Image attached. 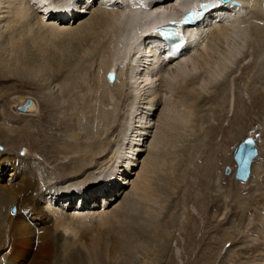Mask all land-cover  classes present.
<instances>
[{"label": "rangeland", "instance_id": "obj_1", "mask_svg": "<svg viewBox=\"0 0 264 264\" xmlns=\"http://www.w3.org/2000/svg\"><path fill=\"white\" fill-rule=\"evenodd\" d=\"M11 1L12 0H8V2L5 1V4L2 0H0V7L2 9V11H0V14L2 16H7L10 14L9 16L10 18H12L11 20L10 18H8L7 21L12 24V20H14L12 15L15 14L13 13L15 12V10H12L11 8H14V5H16L17 3L15 2L16 0H13L12 2ZM22 1L28 3L27 0ZM56 1L57 0H46V2H50V4L54 5L56 4ZM99 1L100 0L96 1L97 4L92 9L101 6V3ZM131 1L134 0L127 1L128 6ZM10 3L12 6L10 5ZM21 6L23 9L24 5L21 4ZM28 7L31 8V6L29 5ZM38 10L40 11V9H37L36 12H39ZM10 11H12V13H10ZM40 12H42V10ZM85 12L87 13L89 12V10ZM41 16L43 17V15ZM88 16V14H85L84 18H87ZM38 17H40V14L39 16H37V19ZM2 20L0 19V28L2 26ZM3 30L4 28L0 29V34L5 37L6 35L2 33ZM10 30L8 32L12 34L13 31L11 32ZM25 30L27 31V28ZM261 35L262 38H256L255 40L252 39L254 40L252 41L254 43H249L247 45L245 43L242 44L243 42L241 36L238 37V41H236L237 38L233 40V42L235 41L237 43L232 42L230 48H233V46H235L234 48L236 49H243L244 53L243 55H240L241 57H239V59L237 58L235 61H231L232 63L231 65L229 64V66L231 67V69H233L229 72V75L225 78H223V76L219 85H215L214 88L209 91L207 90L208 88L204 87L200 77L199 79L194 77L191 79H187L184 87L185 91L183 90L182 92V88H179L180 90L178 89V87L184 85V83L180 79H175L168 75L164 78L166 80H169V84L171 83L170 85L160 82V79L163 76L164 72L158 70H155V73H153L152 75H150L149 72H146L145 74H148V78L150 79L153 78V75L155 74H158V76L155 77L154 80H150V82L142 84L140 86V77L142 76L144 66L141 68V70L136 69V66L134 67L136 63L138 64V61H136V58L135 60H133L132 55H130L131 57L129 56V54L132 52L133 45L125 48L122 55L119 54L116 56L115 54H118V51L121 49V47H118V51L114 54V58L118 57L116 59L118 60V62H122L120 63L121 65H123L122 68L125 67L124 64L126 65L127 63H131L134 61V70L132 71V74L136 75V79L123 89H109L107 94L103 92L102 89L104 88L99 89V91L95 89L97 85H100V82H98L100 70L97 72L96 68L99 66L101 54L108 51V47L105 46H108L110 38H108V42H101L100 44L95 45L99 46L96 47V49L95 46L92 47L91 43H88L86 47L83 42L74 44L66 43L64 45L65 48H63V50H66V52L65 54H62V56L58 54V50L61 48V46L59 47V49L48 48L41 39V41H39V46L45 50V59L42 56H38L37 53H35V58L37 57L36 65L41 64L46 68H43L41 65L40 68L47 70V72L45 73L46 77L43 75V81L41 80V84L43 85H41L42 89L44 88L43 90H40L33 86V83L28 84L27 82L29 81H27L26 78V80L24 78H21V80L20 78L13 77L16 76L15 73L17 72H10L13 66H11L12 64H7L6 62L9 60V58L11 59L18 56V54L15 52H18L19 50H17L16 48L13 49V47H11L10 45L3 43L0 38V52L2 51L0 55L2 56V59H4V62L0 63V89H2L0 90V93L7 92V94L0 99L1 104L5 103V105L0 104V115H2L1 107L3 106V108H6V112L14 116L16 111L12 106H14L16 103L12 104V102H14V100L17 101L18 99H29L30 105L35 103V109L37 103H39V105L42 104L45 107L43 102H38V96L43 92L46 93V90L49 89L47 90V93L50 94L51 98L49 99L52 101L48 102L51 105L50 110H48L47 112H42L41 108L38 105L39 109L37 107L36 111L38 110L39 115L45 117L46 119L47 117L55 119V122H57V128L51 127V124H45L41 139L42 137L44 138L47 136H51L62 140L65 135L69 137L70 141L72 142L74 141L73 139H75V143H72V145L75 148L77 146L78 148H81V146H83V158L86 160L85 165L88 164V166H86V171L83 169L82 173H86L82 174L80 180L78 178L79 176H77V174L75 173L76 169H72L68 165L65 166L66 163L63 164L61 162L63 161L61 159V154L57 155L56 158L55 156L45 158L41 156L43 151H38L36 154V150L31 149L32 152L35 153V157L32 155L33 153L30 152L29 148L31 146L27 142L20 144L17 147L6 148L2 144V141L0 139V147L2 149L0 150V157L7 156L8 154H18L20 149L26 148L25 150L27 153L24 157H22L25 158V167L29 168L28 161H31L34 165H36V167L40 165V168L38 167L39 172L36 173L37 176H43L44 174H48L51 176L46 183L42 181L40 185H35L33 179L34 174H31V176L29 175L27 179V181H29V185L25 191H21L19 189L18 192L10 193L9 195H7L10 199V203L7 205L0 202V252L2 253H0V261H5L7 258L14 264H66L62 261L63 258H68L71 253L75 252L79 255L78 257L81 258L80 264H91L90 258L92 251L94 250V252L96 253L93 255L94 258L100 260L96 264H101L102 261V264H120V262L121 264H264V262L262 261H258L255 263L254 261H249L250 259H248L249 256L253 255L254 251L256 250H260L262 251L261 254H264V36L263 34ZM49 36L53 37L51 35ZM257 40H261V44L260 41L257 42ZM235 44H238L240 47L238 46L237 48V45ZM243 45L244 48L242 47ZM31 46L32 50H34L33 44H31ZM87 48L92 52L91 54H88L89 58L87 61H85L88 57V55H86V52L83 58H80V54L83 49ZM100 49L105 51L103 52ZM227 49L229 50V48ZM46 50L48 51L46 52ZM97 51H100V53H97ZM227 52L228 51H226V53ZM218 55L219 54H216L214 58ZM59 60L62 62L61 64H58L60 62ZM31 62L29 61V63ZM42 63L47 64L43 65ZM238 63L239 66L237 67L236 64ZM36 65H33L30 68H33ZM199 65H197L199 68L196 67L197 69H195V71L198 70V72H201V68L203 66L201 64ZM63 68L65 71L62 70ZM162 69L167 68L163 67ZM7 72H9L8 75ZM192 72L194 73V70ZM8 76H10L11 78H8ZM23 81H27V84H22ZM174 83H176V85ZM57 84H59L62 92L57 91ZM143 85H146V87L143 88ZM174 85L176 87H174ZM166 86L169 87L166 88ZM7 87L12 88L11 90H9ZM134 87L137 91V96H135L137 98H135L136 100L133 96ZM197 88H199V90H197ZM95 90L97 92H95ZM187 92L190 93V95H188ZM85 93L87 95H85ZM91 93L93 95H91ZM99 93L100 95H98ZM191 93H194L193 97L196 99L194 100V102L192 98V101L189 99V96L192 95ZM101 95H103V98L101 97ZM257 96L258 98H256ZM98 97L102 98V100L99 99V101L101 102L98 101ZM53 103L58 106L63 105L64 108H56ZM103 104L106 106H103ZM131 104H136L135 108L140 107L139 109L143 110L142 116L144 117V119L139 117V115L136 113L138 108L133 110L131 108ZM6 105L7 107H5ZM89 105L90 107H95V117L98 116L97 113L100 114L101 112H104L102 121L101 119L98 120L97 117L93 121L92 109H89ZM97 106L100 107L97 108ZM71 107L74 115L70 118L69 110H71ZM188 107L190 108V110L188 109ZM85 109L91 111L88 114L89 116L84 118V116H82L81 114ZM163 109H166L164 113L161 112L163 111ZM175 109L179 110L176 111ZM189 111L191 115H188ZM179 113L181 115H183L184 113L183 117H185L187 121L183 117H178L177 119L176 115L178 114V116H180ZM74 117L75 120L81 125L78 130L76 129V131L81 133L78 136L75 132V127L77 124L73 119ZM181 118H183V120ZM27 120H31V124H37L39 128L42 125V122H38L39 118L37 117L27 116L26 122ZM0 122H2L1 118ZM92 122L93 124H91ZM16 124L17 122H15L13 126H15ZM139 125H141V128H138ZM171 125L172 127L173 125H175L176 130H171L172 127H170V129L169 127L167 128V126ZM124 129H126L125 134L132 130L135 133L134 136L138 134H136V132H143L142 134L144 135L143 138H141L142 141H145H143V143H140V145L139 142L137 143L134 155L135 157L133 159L134 164L128 172V176L125 175L123 177H120V184H122L121 186L123 187V189L115 198L112 199V201H110V203L106 205V211L112 210L118 204L117 202H119L123 198V194H125L124 192L130 190L131 183L137 180L135 177L136 173L140 170L142 161L145 160L146 155H148L147 150L151 142L156 138L155 141L157 142L155 144L158 147L156 148L159 149L160 145L159 153H157V150H154L151 155L152 158L154 155L156 156H154V159L152 160L155 169L152 170L148 183L152 187L149 191V197H144L141 200L137 198L136 201H134L136 202L134 204L128 203L132 205L131 208H129L132 211H135V213L132 212L134 214L131 213L128 215V217L126 218L127 220L125 221V224H127L124 225H130L131 220L129 219V217L131 215H134V217L137 218L135 221L137 224H135L134 222L135 218H133L132 221L134 222L135 226L132 224L131 227L129 226L124 228V225L122 227L119 226V224L114 225V220L110 217H106L108 216V213L106 215L90 214L82 217L78 216V219L76 217L78 222H75L76 220L74 215L71 214L69 216L68 214H64L65 217L62 220L61 218L63 216H61L62 213H60L59 211V213H57V216L60 217L59 220L61 221L59 222L58 220V222H56L54 218H50L49 222L51 223L49 224L50 226L48 225L49 227H47L46 230V232L50 231L55 239L58 238V247H54L51 245L49 248L42 249L41 251L37 249L39 248L37 247V244L34 246L33 243V247H31L25 244L24 241L19 240V237L17 235L14 236V234H12L21 226L20 218L24 220V217L26 215V222H29L31 210L39 211V207H42L44 209L46 208V205H43L44 203H42L41 201H45L44 193L49 192L51 194L52 188L58 190V192L63 194L68 190L67 188H73L74 185L77 186V189H75V193H77L79 192V189H81L78 185L85 186L87 182L93 181L95 179L99 180L97 181L98 183L94 182V185H101V183H103L101 182L102 179L108 177L109 173L105 172L110 170V167L108 165L113 159L112 157L114 155V148H116V150L118 151L117 154L120 153L119 162H124L125 160L124 166L122 165L123 167L121 170L126 169L127 166L125 164H128L127 162L129 161H127V154L124 152L125 149L123 148V137L125 136V134H123ZM165 132H168L169 134ZM160 134L161 136L164 135L165 138L167 137L166 139L170 143H168L167 141L165 143L164 137L162 136L164 139L162 140ZM166 134L167 136H165ZM249 134H256V137H258L257 139L259 142V154L257 159L254 160L258 169L255 170L253 179L250 183L248 181L246 183L233 184V174L226 176L224 170L227 167H232L233 170L235 169L231 152L233 151L237 143H239L245 137L249 136ZM157 137H159V139ZM160 139L164 141L162 142V146L160 144L161 142H158V140ZM87 140H89V143H87ZM37 141L41 142L39 137ZM163 143L166 144V147H163ZM91 146L92 148L94 147L93 150ZM5 148L8 149L7 152H5ZM88 149L90 151H88ZM86 150L88 153H94H90L89 155H87L88 153L86 152ZM133 150L134 147L131 150V154H133ZM85 152L87 154H85ZM123 153L124 157L126 158H123ZM102 167L108 168L105 172H102L104 173L103 178L102 173L101 175L99 173V170L103 171L104 168L102 169ZM26 168H24L22 172L28 174L29 171ZM65 170L66 172H64ZM116 170L118 169L113 168V171ZM87 171H90V174H88ZM8 173L9 172H6V174L3 176L2 184L13 185L16 182L11 181V178H13V176L11 175L12 177L9 178V176H7ZM83 178H86L87 180L84 182L82 181ZM110 178L113 179V176L108 177L107 181H109ZM5 179L9 180L10 182L6 183ZM38 195H40L41 198H38ZM152 195L153 197H155V199L157 198V202H155L156 200L154 198H150L152 197ZM261 196L263 199L261 198ZM256 197L260 199H257ZM37 200L40 201L39 204H36ZM47 204L51 205V201L49 200ZM157 204L158 206H156ZM162 206L164 207V209ZM153 213L157 215L155 216V219L158 221L155 226H159L161 223L165 224L166 226L168 225L166 231L163 233L164 236L161 233L160 235H158L159 237H157V235L155 234H153L154 236L152 235V237L150 236V233H148L149 235L147 237V234L143 233V229L145 227L147 228V225L149 224V221H145L151 216H154ZM239 214L243 215V220L240 219V216H238ZM18 215L20 216L18 217ZM210 216L215 217L211 218ZM105 218L108 221H106ZM138 219L146 220H141V222ZM84 222L86 224H84ZM99 222L102 227L98 224ZM83 224L84 226H86V228L89 229L85 231L81 230ZM139 224H142V226L138 228L137 226H139ZM114 226L115 228H113ZM98 228L101 229L97 231ZM140 228L141 230H143V232L140 231ZM159 228H161V226H159ZM100 231L105 232L102 234ZM120 231L123 232V234L119 236ZM8 234L12 235L8 237ZM126 236H128L126 239H128L127 241H129L130 243L129 247H127L124 252L119 253L118 255H109L108 247L114 245L112 244V242L118 241L117 244L119 245L121 239L124 240ZM163 238H165V240H163ZM151 239H153V241ZM64 245H66L67 247ZM64 247L68 250H65ZM95 247H98V249ZM30 248H32L33 250H31ZM61 248H63L64 254ZM90 248H92V250ZM35 249H37L38 251ZM16 253H19L21 255H18L16 257ZM58 254L61 255V258H59ZM146 254L148 256L150 254H155V256L153 257V255H150L149 257L151 258H149ZM255 254L257 253L255 252ZM20 256H22V259H20ZM122 258L127 260L124 261L122 260ZM117 259H119L118 263ZM148 259L151 260L150 263L147 262L149 261ZM154 259H156L157 261ZM261 259H264V256H262ZM92 264H95V261L92 262Z\"/></svg>", "mask_w": 264, "mask_h": 264}, {"label": "bare ground", "instance_id": "obj_2", "mask_svg": "<svg viewBox=\"0 0 264 264\" xmlns=\"http://www.w3.org/2000/svg\"><path fill=\"white\" fill-rule=\"evenodd\" d=\"M2 1L5 4H6V2H8V0H2ZM27 1H28V3L23 2L22 0H16L15 1L17 4L14 5V8L13 7L11 8L12 10H15V12H13L15 14L12 15L14 18V20H12L13 22L11 21L12 24L7 21L8 18H10V16H9L10 14L7 16L4 14H3L4 16H2L0 14V19L1 20L3 19L2 24H1L2 25L1 28H4L2 33H4L6 35V36L4 35L5 37H3L0 34V38H1V41L3 43L10 45L11 47H13V49L16 48L17 50H19L18 52H15L18 54V56L13 57L11 59L9 58V60L6 62L7 64H12L11 66H13L12 69L10 70V72L11 71L17 72V73H15L16 76H13V77L14 78H20V79L26 78L27 81H29V82L23 81L22 84H27V83L32 84L33 83L32 85L35 86L36 88L40 89V90L42 89V86H43L41 84V82L43 81L42 76L43 75L45 76V73L47 72V70L40 68L41 64L36 65L37 64V62H36L37 57L35 58V53H37L38 56H42L43 58H44V54H45V50L39 46V41H41V39L43 40L45 45H47L48 48L59 49V47L61 46V48L58 50V54L60 56H62V54H65V52H66V50L65 51L63 50V48H65L64 45L66 43H68V44L73 43L74 44V43H78V42H83L85 44V47L88 45V43H91L92 47H93L97 44H100L101 42H108L107 40H108V38H110L108 46H105V47H108V51H106V53L101 54L99 66L96 68L97 72L100 70L99 71L100 76H99V81H98V82H100L99 83L100 85H97L95 89L99 91V89L104 88L102 90H103V92H105L107 94L109 89L110 90L115 89V88L116 89L117 88L123 89L126 86H128L132 81H134L136 79V75L132 74V71L134 70L133 69V64H134L133 62L134 61L131 63H127L126 65L124 64L125 67L122 68L123 65L120 64L122 62H120V61L118 62V60L116 59L118 57L114 58L115 57L114 54L118 51V47L119 48L121 47V49L118 51V54H115L116 56L119 54L122 55L123 50L125 48L130 47V45H133L132 52L129 54V56L132 55V59L135 60V58H136V61H138V63H139V65H137V63L135 61L136 64L134 65V67L136 66L135 68L139 69V68H142L144 66V70H143L142 76H141L142 78L140 77V79H141L140 83H139L140 86L142 84H146V83L150 82V80H154L155 77L158 76V74H155V75H153V78L150 79V78H148V74H145L146 72H151V70L155 71V68H153V66L148 61L146 64L143 63L146 60L145 58H147L149 61L152 58L151 61H157V64H159L157 66V68H158L157 70L164 72L163 76L160 79V82H163L165 84L170 85L171 83L169 84V80L168 79L166 80L164 77H167L168 75H170L171 77H173L175 79L178 78L184 83V85H181L180 87H178V89L182 88V92H183L184 87H185V83L187 82V79H191L194 77L199 79V77H200V79L203 82L204 87L208 88L207 90L209 91V90L213 89L215 85H217V84L219 85V83L221 82V78L223 76H224L223 78H225L226 76L229 75V72L233 69V68L231 69V67L229 66V64L231 65V63H232L231 61H235L237 58L239 59V57H241L240 55H243V53H244L243 49L238 48L239 43L235 44V45H237L238 49L234 48L235 46H233V48H230L231 47L230 45L232 44L233 40H235L237 38L236 41H238V37L241 36L242 42H243V43L242 42L241 43L242 44L245 43L247 45L249 43H254L252 41H254L256 38H262L261 34H263V36H264V0H233V1H237L238 5H232L231 3L230 4L219 3L218 11H216V9H215V10H212L209 13H207V15L203 16L205 24L207 23V26L197 28L196 26H202L204 24H196V25L192 24L191 26H188L185 28L187 40L183 43L182 48L179 52V55L177 56L176 59L167 62L166 66H163V67H166L167 69H162L163 68L162 63L164 62L165 58L163 57V54H161V49L164 47V45L158 39V30L156 28L160 25H163V22L173 20L177 15L180 14L181 10H183L185 8V6L195 5L196 3L203 1V0H140V1L134 0V1H131L129 3L130 8L127 5L128 0H122L121 3L120 2H113L114 0H100L99 2L101 3V6H99L98 8H95V9H92V8H94L95 5L97 4L96 3L97 0H91L92 2L90 0H57L55 5L50 4V2H46V0H27ZM208 1H210V0H208ZM32 2H33V4H32ZM21 4L24 5L23 9H22ZM10 5H11V3H10ZM28 5L31 6V8L28 7ZM0 9H1V7H0ZM37 9H40V11L42 10V12H40L39 10H38L39 12H36ZM88 10H89V12L86 13L85 11H88ZM0 11H2V9ZM4 12H5V10H4ZM10 13H12V11H10ZM84 13L88 14L89 16L87 18H84V16H85ZM39 14H40V17H38V19H37V16H39ZM82 14H84V15H82ZM41 15H43V17ZM215 15H216V18L221 17V18H219V21H216L215 19H213V17H215ZM103 16H105V17H103ZM11 18H10V20H11ZM68 25H70V26H68ZM9 26H10L11 30L9 29ZM26 28H27V31L25 30ZM36 29H38V30H36ZM9 30L11 32L13 31V33L11 34L10 32H8ZM49 35H51L53 37H50ZM113 39H114V41H113ZM239 39H241V38H239ZM252 39H254V40H252ZM259 41L261 44V40H257V42H259ZM235 43H237V42H235ZM31 44H33L34 50H32ZM189 44L192 46L191 47L192 49L187 51L186 49H187V46ZM106 45H107V43H106ZM263 45H264V43H263ZM263 45H262V47H263ZM72 46H74V45H72ZM101 46H103V45H101ZM96 47H99V46H95V49H96ZM242 47L244 48V45ZM75 48H76V46H75ZM227 48H229V50ZM5 49H7V48H5ZM13 49H12V51H13ZM102 49H103V47H102ZM239 49H240V51H239ZM73 50H74V48H73ZM47 51L48 50H46V52ZM101 51H103V50H101ZM226 51H228V52L226 53ZM85 52H86V55H88L89 53L91 54L92 51H90V49H88V48L83 49L81 54H80V58L84 57ZM98 52L100 53V51H97V53ZM0 53H2V51ZM213 54H215V55L219 54V55L214 58L215 55H213ZM212 55H213V57H212ZM6 56H7V54H6ZM88 58H89V55L85 61H87ZM29 61L30 62L32 61V62L29 63ZM3 62H4V59H2V56L0 55V63H3ZM241 62H242V60H241ZM61 63L62 62L60 61L58 64H61ZM44 64L46 65L47 63H44ZM199 64H201L203 66L201 68V70H202L201 72H198V70L195 71V69H197L196 67H198L197 65H199ZM33 65H36V66L33 68H30ZM85 65H86V63H85ZM236 65L238 67L239 63ZM42 67L46 68L44 66H42ZM49 67H51V66H49ZM199 67H200V65H199ZM191 68L194 70V73L192 72L193 70ZM49 69H51V68H49ZM58 69H60V68H58ZM111 69H113L115 72V81L113 83H108L106 77H107V73L109 71H112ZM62 70H64V68ZM139 70H141V69H139ZM73 72H75V71H73ZM195 72L196 73L198 72V73L196 74ZM232 72H234V71H232ZM8 73L9 72H7V75H8ZM41 73H44V74H41ZM234 75H236V74H234ZM57 76H55V77H57ZM8 78H11V77L8 76ZM52 79H53V77H52ZM178 79H177V82H178ZM19 83H21V82H19ZM174 84L176 85V83H174ZM178 84H181V83H178ZM57 85H58L57 91L62 92L61 88L59 87V84H57ZM175 85H174V87H176ZM142 87L145 88L146 85H143ZM167 87H169V86H166V88ZM11 88H8V89L11 90ZM122 89H120V90H122ZM0 90H2V89H0ZM47 90H49V89H47ZM47 90H46V93L43 92L38 96V102H40V103L43 102V104L46 107L45 108L42 104L39 105V103H37L36 109L39 105L42 112H44V111L47 112L48 110H50L51 105L48 102H52L49 99V98H51V96H50V94L47 93ZM96 90H95V92H97ZM197 90H199V88H197ZM171 91H172V89H171ZM134 92H135V94H134ZM193 92H196V91H193ZM59 93H58V96H59ZM140 93H142V92H140ZM229 93H230V91H229ZM6 94H7V92L6 93H0V99L3 98V96H5ZM187 94L190 95V93H188V92H187ZM191 94L192 95L189 96V99L191 100V98H192V100L194 102V100H196L193 97L194 93H191ZM217 94H216V96H217ZM80 95H81V93H80ZM85 95H87V94L85 93ZM91 95H93V94L91 93ZM98 95H100V93ZM260 95H262V94H260ZM133 96H134V99L136 98L135 96H137V91H136L135 87L133 90ZM101 97L103 98V95H101ZM101 97L97 98L98 101H99V99L102 100ZM26 98H28V97H26ZM140 98H143V97H140ZM256 98H258V96ZM86 99H88V98H86ZM147 99H149V98H147ZM24 100L25 99H18L17 101L14 100V102H12V104L16 103L14 106H12L13 109H15V111H16L14 116L9 114L8 112H6L7 111V110H5L6 108H3V106L1 107L2 115H0L1 116L0 118L2 119V122H0V136H1L0 139L2 141V144L6 148H10V147H17L20 144L27 142L32 147V148L31 147L29 148L30 152H32L31 149L36 150V152H35L36 154L38 151H40V152L43 151L41 156H43L45 158L46 157H53V156H55V158H56L57 155L61 154L62 155L61 159L63 160L61 162L63 164L66 163L65 166L68 165L70 168L76 169L75 173L77 174V176H79L78 178L81 180L80 177L82 176V174L86 173V172L82 173L83 169L86 171V168H87L86 166H88V164L85 165L86 160L83 158L84 148H82L83 147V146H81L82 144L80 145L81 148H78V146L75 148L72 145V143L73 144L75 143V139H73L74 141L72 142V141H70V138L67 137L66 135L64 136V138L62 140H59L58 138H54L51 136H47L44 138L42 137V139H41L43 129H44V125L45 124H51L52 125L51 127L57 128V126H56L57 122H55V119H52L50 117H47V119H46L45 117H42L41 115H39L38 110L36 111V109L34 108L35 103L29 105L25 109L24 112H19L16 108L19 105H21V103ZM165 100H166V98H165ZM263 101H264V99H263ZM99 102H101V101H99ZM105 102H104V104H105ZM3 104L5 105V103H3ZM3 104H1V105H3ZM104 104H103V106H106ZM11 105H10V107H11ZM54 105L56 106V108H62L63 107V105H59V106L56 104H54ZM90 105H89V107H90ZM131 105H132L131 108L133 110L138 108L136 113L139 115V117L144 119V117L142 116L143 110H140L139 109L140 107L135 108L136 104H131ZM5 107H7V105ZM39 107H38V109H39ZM42 107H43V109H42ZM93 107L89 108V109H92L93 121L96 117L98 120L101 119V121H102L103 120L102 117L104 115V112H101L100 114L97 113L98 116L95 117L94 113H96V111L94 110L95 107L94 108ZM98 107H100V106H97V108ZM51 109H53V108H51ZM86 109L81 114L82 116H84V118L88 117L89 116L88 114L91 111V110L88 111ZM142 109H144V108H142ZM147 109H148V107H147ZM188 109L190 110L189 107H188ZM178 110H176V111H178ZM69 111H70L69 114H70V118H71L74 115V113L72 111V107H71V110H69ZM165 111H166V109H163V111H161V112L164 113ZM18 113H20V114H18ZM21 113H24V114H21ZM28 114H33V115H28ZM189 114H190V111H189L188 115ZM183 115H184V113H183ZM183 115L180 114V116H178V114H177L176 118L178 119V117H183ZM188 115H187V119H188ZM27 116H33V117L39 118L38 122L39 121L42 122V125L40 124L41 127L39 128L38 125L35 123L31 124V120H29V121L27 120V122H28L27 123L26 122ZM183 118L185 119V117H183ZM183 118H181V119L183 120ZM73 119L75 120V117ZM182 120H181V123H182ZM15 122H17V124L15 126H13V124H15ZM75 122L77 124L75 127V132L77 133V136H78L81 133L76 131V129L78 130L81 125L76 120H75ZM91 124H93V122ZM139 126H138V128H141V125H139ZM168 127L170 129V127H172V125L167 126V128ZM173 127L171 128V130L172 129L176 130L175 125H173ZM134 128H135V125H134ZM131 129H132V127H131ZM131 131H129L126 134H125L126 129H124V131H123V134H125V136L123 137V139H124L123 140V142H124L123 148L125 149L124 152L127 154V155L125 154L127 156V161H129V162H127L128 164H125L127 166L126 169L121 170L122 167L124 166L125 160H124V162H122V161L119 162L120 153L117 154L118 151L116 150V148H114V155L112 157L113 159H112V161L110 160L111 163L108 165L110 167L109 168L110 170L106 171L108 169L107 168L108 166L105 168L102 167V169L104 168L103 171L99 170L100 175L102 172L106 171L105 173H109L108 177L113 176V179L110 178L109 181H107L108 177L103 178L104 173H102L103 179L101 182H103V183H101V185L95 184L96 185L95 186L94 182H97L99 180V179H95L93 181L87 182V184L85 186L78 185L81 189H79V192H77V193H75V189H77L76 185H74L73 188H67L68 190L63 194L58 192V190L52 188L51 189L52 192L50 191L51 194L49 192H48L49 194L44 193L45 201H41L42 203H44L43 205H46V208L44 209L42 207H39V211L31 210V213H30L31 216H29L30 217L29 222H26L27 221L26 215L24 217V220L22 218H20L21 219L20 220L21 226L19 227V229L14 231L12 234H14V236L17 235L19 237V240L24 241L25 244H27L31 247H33V243H34V246L37 244V247H39L37 249H39L41 251H42V249L49 248L51 245L54 247H58L59 246V243L57 241L58 238L55 239V237L52 236L51 232L49 230H48L49 232H46V230H47V227L50 226L49 225L51 223V222H49L50 218H54V220H56V222H58L60 217L57 216V213H59V211H60V213H62V215H61V216H63L61 218L62 220L65 217L64 214H68L69 216L72 214L75 217L76 221L73 219L75 222H78L77 221L78 216L82 217V216L90 215V214L106 215L108 213V216H106V217H110L111 219H113L114 225L119 224V226L122 227L125 224V221L127 220L126 218L128 217V215L131 214L132 212L135 213V211H132L130 209L132 206L130 204L136 203L134 201H136L137 198L139 200H141L144 197H149V191L151 190L152 187L148 183H149V179H150V174L152 173V170L155 169V166L152 163L153 162L152 160L154 159V156H156V155H154L152 158L151 155H152L154 150H157V153H159V150H160V145H159V149H157L158 147L155 144L157 141H155L156 140V138H155V140H153L151 142L150 146L148 147V150H147L148 155H146L145 160L142 161V163H141L142 165H141L140 170L136 173L135 177L137 180H135L131 183L130 190H128L127 192H124L125 194H123V198L119 202H117L118 204L112 210L106 211L105 210L106 205L108 203H110V201H112V199L115 198L118 195V193L123 189V187L121 186L122 184H120V177H123L125 175L128 176V172L130 171L131 167L134 164L133 159L135 157L134 155H135L137 143L139 142V145H140V143H143V141H145V140L142 141V138L144 135V134H142L143 132H140V133L136 132V134L137 133L138 134L134 136L135 133L133 131L132 132ZM165 133H168V132H165ZM161 134H162V131H161ZM161 134H160V136H161ZM162 136L164 137V135H162ZM162 136H161V139L162 140L165 139L164 141L166 143L167 137L166 138L164 137V139H163ZM165 136H167V134ZM249 136L254 137V134H250ZM38 137H39L41 142L37 141ZM159 137H157V138L159 139ZM176 137H178V136H176ZM161 139L158 140V142L160 141L161 143L160 142L159 143L162 146V142H164V141H162ZM172 139H169V140H172ZM87 141H88L87 143H89V140H87ZM90 141H93V140H90ZM82 142H84V141H82ZM123 142H122V144H123ZM167 142L170 143L169 141H167ZM119 143H120V141H119ZM239 143H237V145ZM256 143H257V157H258V154H259L258 139L256 140ZM91 144H92V142H91ZM165 145L166 144H164L163 147H166ZM88 146H89V144H88ZM133 147H134L133 154H131V150L133 149ZM91 148H92V146H91ZM93 148H92V150H93ZM22 149H23L24 153H23V155H19L21 157H19L17 153H15V155H9L7 153L8 154L7 156L0 157V202L2 204L7 205L10 203V199L7 196L10 193L18 192L19 189L21 191H25L28 188L29 181H27V179H28L29 175L31 176V174H34L33 179H34L35 185H38V184L40 185L42 181H44V183H46L51 177L48 174H44L43 176H37L36 173L39 172L38 170L40 168V165L38 166L39 167L38 168L31 161H28L29 162L28 163L29 168H26L25 167L26 162L24 160L25 158H22V157H24L27 152L25 150L26 148L25 149L22 148ZM0 150H2L1 147H0ZM7 150L8 149H6L5 152H7ZM88 151H90V150L88 149ZM233 151H234V149H233ZM233 151L231 152L232 160H233ZM86 152H87V150H86ZM86 152H85V154L88 153V152L87 153ZM99 152H102V151H99ZM104 152H106V151H104ZM35 153H33L32 155L36 157ZM79 153H81V154H79ZM90 153H94V152H89L87 155H89ZM38 154H40V153H38ZM80 157H81V159H80ZM257 157L255 159H257ZM123 158H126V157H124V153H123ZM97 161H98V159H97ZM233 162H234V160H233ZM47 163H48V161H47ZM92 165H90V166H92ZM234 165H235V162H234ZM256 167H257L256 162L253 161L251 164L250 177L248 179L249 183L253 179V175H254L255 170L258 169V167L257 168ZM24 168H26L29 171L28 174L22 172V170ZM113 168L118 169V170L113 171ZM230 168H229L230 172H231L230 175L233 174L232 175V180L234 182L233 184L244 183V182L234 180V173L236 170V165L234 166V168H235L234 170L232 169V167H230ZM66 170H67V168H66ZM66 170L64 172H66ZM6 172H9L7 175V176H9V178L13 176V178H11V181L16 182V183H14L13 185L2 184L3 176L6 174ZM89 172H88V174H90ZM226 176H229V175H226ZM6 179H5L6 183H9L10 181L6 180ZM86 180H87L86 178H83L82 181L85 182ZM206 181H207V179H206ZM210 181H211V177H210ZM39 197L41 198L40 195H38V198ZM150 198L155 199V197H153V195ZM261 198H262V196H261ZM257 199H260V198H257ZM46 200H48V201L50 200L51 205L47 204L48 201H46ZM155 200L154 201L157 202V198ZM149 202H151V201H149ZM39 203H40V201L37 200L36 204H39ZM128 203H130V204H128ZM75 205H78L79 207H75ZM156 206H158V204ZM151 207H153V206H151ZM54 208L59 209V210H56ZM163 209H164V207H163ZM157 212H158V210H157ZM134 213H132V214H134ZM148 214H147V216H148ZM19 216L20 215H18V217ZM91 216H93V215H91ZM155 216H157V215L154 214V216H151L147 220L146 219H140V220L138 219L139 221H141V220L142 221L146 220L145 222L149 221L147 228L142 227V228H144L143 229L144 232L140 228V231H142L144 234H147V237L149 235L148 233H150V236L155 234V235H157V237H159L158 235H160L161 233L163 234L166 231V228L168 226V225L166 226L163 223H161L159 225V226H161V228H159V226H155V224H157V222H158L155 219ZM238 216H240V219L243 220L242 214H239ZM76 217H77V219H76ZM210 217L214 218L215 216H210ZM133 218H135L134 215H131L129 217V219L131 220L130 225L125 226L127 224L126 223L123 227L124 228L129 227V226L131 227L132 224L135 226V224H137L135 222L137 218L134 219L135 224H134V222H132ZM241 220H239V221H241ZM60 221L61 220H59V222ZM106 221H108V220L106 219ZM100 222L98 223L99 225H100ZM84 224H86V223L84 222ZM84 224H83L81 230H84V231L88 230L89 228H86V226H84ZM57 226H58V224H57ZM57 226H55V227H57ZM87 226H90V225H87ZM141 226H142V224L141 225L139 224V226H137V227L139 228ZM50 228H52V227H50ZM113 228H115V226ZM99 229H101V228H98L97 231ZM104 232L102 231L101 233L103 234ZM12 234H8V237ZM97 234H98V232H97ZM113 234H115V233H113ZM121 234H123V232L120 231L119 236ZM99 235H100V233H99ZM111 236H112V234H111ZM135 236H137V235H135ZM163 236H164V234H163ZM56 237H58V236H56ZM127 237L128 236H126L124 240L121 239V241L119 242V245L117 244L118 241L112 242V244H114V245H112L111 247L110 246L108 247L109 255L114 256V255H118L119 253L124 252V250L127 247H129V245H130L129 241H127L128 239H126ZM86 240H87V238H86ZM151 240L153 241V239H151ZM163 240H165V238H163ZM21 244H23V243H21ZM64 246H66V245H64ZM165 247H166V245H165ZM95 248L98 249V247H95ZM111 248H113V249H111ZM30 249L33 250L32 248H30ZM37 249H35V250H37ZM61 249L63 251V248H61ZM64 249H65V247H64ZM90 249L92 250V248H90ZM65 250H68V249H65ZM162 251H163V249H162ZM258 251L257 250L254 251L253 255L250 254L251 256H249V258H248V259H250L249 261H254L255 263L258 261L264 262V259H261L262 256H264V254H261L262 251H260V250H258ZM52 252H53V250H52ZM66 252H68V251H66ZM86 252H87V249H86ZM255 252L257 254H255ZM19 253H16V257L18 255H21ZM152 253H153V251H152ZM63 254H64V251H63ZM94 254H96V253L93 250L92 254H91V258H90L91 264L94 261H95V264L100 261V260H97L96 258H94V256H93ZM147 254H149V253H147ZM58 255H59V258H61V255L60 254H58ZM150 255H153V257L155 256V254H150ZM9 256H11V255H9ZM78 256H79L78 254L73 252L70 254V256L68 258H63L62 261L65 262L66 264H80L81 258ZM149 256L147 255V257H149ZM12 257H14V256H12ZM45 257H46V255H45ZM125 258H126V256H125ZM149 258H151V257H149ZM20 259H22V256H20ZM115 259H116V257H115ZM122 260L126 261L127 259L125 260L124 258H122ZM154 260H156V259H154ZM150 261L151 260H149L147 262L150 263ZM118 262H119V259H117V263ZM254 262H252V263H254ZM1 263L2 264H14L12 261H10L7 258L5 261H0V264ZM102 263H103V261H102ZM120 264H121V262H120Z\"/></svg>", "mask_w": 264, "mask_h": 264}, {"label": "water", "instance_id": "obj_3", "mask_svg": "<svg viewBox=\"0 0 264 264\" xmlns=\"http://www.w3.org/2000/svg\"><path fill=\"white\" fill-rule=\"evenodd\" d=\"M222 3H231L232 5H237L236 2L231 0H220ZM107 73V80L109 83H113L115 79V72L113 69ZM30 105V100L26 99L24 102L17 107V110L20 112H24L25 109ZM250 135V134H249ZM256 134L254 137L247 136L245 137L235 148L233 151V160L236 165V170L234 173V180L240 182H247L250 177L251 172V164L253 160L257 157V140ZM23 149H20L18 155H23ZM226 175H230V169L226 168Z\"/></svg>", "mask_w": 264, "mask_h": 264}]
</instances>
